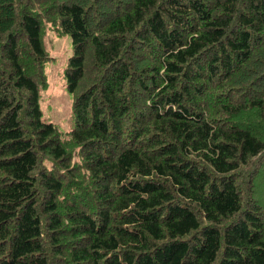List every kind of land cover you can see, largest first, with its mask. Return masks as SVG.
I'll list each match as a JSON object with an SVG mask.
<instances>
[{"label": "trees", "instance_id": "16d2710c", "mask_svg": "<svg viewBox=\"0 0 264 264\" xmlns=\"http://www.w3.org/2000/svg\"><path fill=\"white\" fill-rule=\"evenodd\" d=\"M0 264H264V0H0Z\"/></svg>", "mask_w": 264, "mask_h": 264}, {"label": "rangeland", "instance_id": "374dc122", "mask_svg": "<svg viewBox=\"0 0 264 264\" xmlns=\"http://www.w3.org/2000/svg\"><path fill=\"white\" fill-rule=\"evenodd\" d=\"M44 43L51 59L46 63L47 85L41 89L40 107L44 119L55 123L66 134L73 127V97L67 90L64 69L73 53L71 37H58L52 27L46 30Z\"/></svg>", "mask_w": 264, "mask_h": 264}, {"label": "bare ground", "instance_id": "6f19581e", "mask_svg": "<svg viewBox=\"0 0 264 264\" xmlns=\"http://www.w3.org/2000/svg\"><path fill=\"white\" fill-rule=\"evenodd\" d=\"M45 10V9H44ZM155 10V9H154ZM37 12V11H36ZM45 12V11H44ZM31 13H34V11L33 12H31ZM43 13V12H42ZM153 13V12H152ZM35 14V13H34ZM35 17H36V15H35ZM37 17H41L40 15H38ZM42 17H44V16H42ZM150 34V33H149ZM150 37H151V35H150ZM157 37V36H156ZM150 40H151V38H150ZM156 40H157V38H156ZM159 40H160V38H159ZM43 41V40H42ZM149 42V41H148ZM157 42H159V41H157ZM151 43H153V42H151ZM150 43V44H151ZM157 44V43H156ZM159 44V43H158ZM163 44V43H162ZM154 45V44H153ZM159 46V45H158ZM163 46V45H162ZM160 47H161V41H160ZM162 48V47H161ZM152 49H155V48H152ZM158 49V48H157ZM160 50V49H159ZM155 53V52H154ZM156 54V53H155ZM158 54H160V53H158ZM162 54H164V53H162ZM154 56V55H153ZM173 57V56H172ZM151 58V57H150ZM154 58H156V57H154ZM170 58V57H169ZM152 60V59H151ZM176 60V59H175ZM166 62H168V61H166ZM176 63V62H175ZM178 67V66H177ZM161 68V67H160ZM167 68V67H166ZM166 70V69H165ZM180 71V70H179ZM181 73V72H180ZM174 74H175V72H174ZM173 74V75H174ZM178 74H179V72H178ZM90 83V82H89ZM98 83V82H97ZM92 84V83H91ZM94 84H96V83H94ZM101 84V83H100ZM123 84V83H122ZM122 84H121V86H122ZM104 85V84H103ZM101 86V85H100ZM104 87V86H103ZM124 87V86H123ZM91 88V87H90ZM95 88H96V86H95ZM94 88V89H95ZM102 88V87H101ZM121 89H122V87H121ZM96 91V90H95ZM94 91V92H95ZM98 91H100L99 89H98ZM117 91V90H116ZM93 92V91H92ZM97 92V91H96ZM124 93V92H123ZM92 95V94H91ZM119 95H121V94H119ZM94 99V98H93ZM138 128V127H137ZM137 133V132H136ZM139 134V133H138ZM136 136V135H135ZM139 136V135H138ZM68 157V156H67ZM84 160H86V159H84ZM69 162V161H68ZM85 163V162H84ZM83 164V163H82ZM87 164V163H86ZM90 165V164H89ZM87 168H89V167H87ZM90 169H91V167H90ZM68 171V170H67ZM78 172V171H77ZM93 173H94V171H93ZM91 176H92V174H91ZM69 177V176H68ZM71 177V176H70ZM74 177V176H73ZM128 177V176H127ZM95 179V178H94ZM90 181V180H89ZM115 181V180H114ZM126 181V180H125ZM76 182V181H75ZM82 182V181H81ZM72 183H73V181H72ZM91 183H92V181H91ZM94 183H95V180H94ZM79 184V183H78ZM90 184V183H89ZM96 184V183H95ZM81 185V184H80ZM76 186V185H75ZM86 186V185H85ZM89 186V185H88ZM124 186V185H123ZM87 188H89V187H87ZM86 188V189H87ZM95 188V187H94ZM118 188V187H117ZM78 190H80V188L78 189ZM85 190V189H84ZM95 190V189H94ZM116 190V189H115ZM81 191V190H80ZM89 191V190H88ZM86 192V191H85ZM90 192V191H89ZM88 192V193H89ZM92 192V191H91ZM90 192V193H91ZM119 192V191H118ZM83 194V193H82ZM85 194V193H84ZM87 194V193H86ZM96 194V193H95ZM94 194V195H95ZM93 195V194H92ZM92 195H91V197H92ZM120 195H122V194H120ZM93 198H95V197H92V199ZM85 199V198H84ZM88 200V199H87ZM75 201V200H74ZM75 205H76V203H74ZM92 204V203H91ZM74 205V206H75ZM96 205V204H95ZM94 208H95V206H94ZM91 209V208H90ZM95 210H96V208H95ZM90 211V210H89ZM81 212H83V211H81ZM91 213V212H90ZM95 215H97V214H95ZM99 217V216H98Z\"/></svg>", "mask_w": 264, "mask_h": 264}]
</instances>
